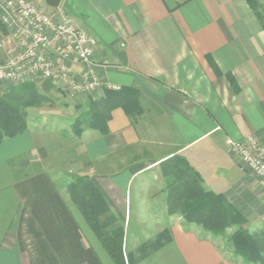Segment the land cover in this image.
Instances as JSON below:
<instances>
[{
	"label": "crops",
	"instance_id": "0c3cea01",
	"mask_svg": "<svg viewBox=\"0 0 264 264\" xmlns=\"http://www.w3.org/2000/svg\"><path fill=\"white\" fill-rule=\"evenodd\" d=\"M56 11L98 40V72L121 87V105L108 134L75 135L77 106L101 96L76 106L65 96L59 110L28 109L27 130L0 144V264H116L49 171L17 180L11 170L47 160L65 136L74 172L110 206L103 220L124 231L125 264H243L222 237L168 214L160 163L183 156L208 191L263 223L264 181L229 146L248 135L264 144V30L247 0H62Z\"/></svg>",
	"mask_w": 264,
	"mask_h": 264
},
{
	"label": "trees",
	"instance_id": "16d2710c",
	"mask_svg": "<svg viewBox=\"0 0 264 264\" xmlns=\"http://www.w3.org/2000/svg\"><path fill=\"white\" fill-rule=\"evenodd\" d=\"M264 30V16L258 12V3L247 0ZM1 24V23H0ZM0 30L4 31L2 25ZM45 86H51L49 82ZM119 91H107V96L91 101L72 124L75 135L88 129L109 133L108 122L112 109L121 99ZM50 98L38 90V85L26 82L14 86L0 97V144L27 130V109L51 103ZM160 171L167 182V208L170 216L180 215L189 224H196L207 234L227 238L235 256L245 263L264 264V220L255 232L248 229L247 218L222 194L208 191L199 173L181 155H174L160 163ZM68 193L82 211L89 226L116 264H125L123 229L111 232L112 220H103L110 211L105 197L89 176H73ZM108 219V218H106ZM233 232L228 235L229 230Z\"/></svg>",
	"mask_w": 264,
	"mask_h": 264
},
{
	"label": "built area",
	"instance_id": "2783aa9c",
	"mask_svg": "<svg viewBox=\"0 0 264 264\" xmlns=\"http://www.w3.org/2000/svg\"><path fill=\"white\" fill-rule=\"evenodd\" d=\"M0 23V97L26 82H49L70 100L121 90L98 72V40L73 22L29 0H0ZM229 146L243 167L264 181V144L248 135L229 140Z\"/></svg>",
	"mask_w": 264,
	"mask_h": 264
},
{
	"label": "rangeland",
	"instance_id": "374dc122",
	"mask_svg": "<svg viewBox=\"0 0 264 264\" xmlns=\"http://www.w3.org/2000/svg\"><path fill=\"white\" fill-rule=\"evenodd\" d=\"M256 1L258 4L260 3L259 0H254ZM34 4V3H33ZM36 5V4H35ZM37 6V5H36ZM39 7L42 11H45L47 13L50 14H58L56 10L54 9H50L48 6L44 5V6H37ZM258 12L260 15L264 16V5L259 4L258 5ZM1 25V24H0ZM2 36V33L0 34V38ZM38 90L47 95L50 100H52L51 103H47L44 104L42 106L39 107H33V108H50L52 106L51 109L56 108V110H59L58 108L64 103L66 102V97L67 96L65 94V92L60 91L57 87L53 86L51 84V86H45V83L43 84H38ZM96 94H100V93H96ZM96 94H92L88 96H83V97H88L87 99L94 97ZM100 96H102V94H100ZM107 96V94L105 93V97ZM83 97L78 98L77 100H70L68 99V102H72L70 103L72 106H76L75 103L79 102V100H82ZM101 99V98H98ZM97 100V99H95ZM60 105H59V104ZM54 105V107H53ZM78 105V103H77ZM77 106L76 111H78V113L80 114V112L82 109H79ZM61 108V107H60ZM88 108V106H87ZM86 108V109H87ZM31 109V108H29ZM29 110L27 109V112ZM35 113H32V118H34L35 123L39 121V118H35ZM38 119V120H37ZM57 138V137H56ZM74 149V145L72 143V141H69L66 139V136L64 138H62V140L60 142H56L53 145V148L51 149V153L49 154V158L47 160H42L41 155L39 154L38 156H35V158H31V164L26 166L27 160L25 159V157L22 158H18V159H14L10 162V166H11V170L15 176V178L17 180H20V178L25 177V175H29L31 173H36L38 171H42V170H47L49 171L50 175L55 179V184L57 186V188H61V189H66L68 190V187L70 184L73 183V176H81L77 173L74 172L73 170V160H72V152ZM263 224V223H262ZM261 225L258 224H248V229L253 233L255 231H257L259 228H261ZM233 232V230H229L228 231V235H230ZM227 238H223L222 240L225 243V252L230 253L229 258H231L232 260L234 258L237 259H241L243 264H254V263H245L243 261V259L241 257L235 256L233 249L230 247V245L227 243ZM232 255V256H231Z\"/></svg>",
	"mask_w": 264,
	"mask_h": 264
},
{
	"label": "water",
	"instance_id": "95a60500",
	"mask_svg": "<svg viewBox=\"0 0 264 264\" xmlns=\"http://www.w3.org/2000/svg\"><path fill=\"white\" fill-rule=\"evenodd\" d=\"M46 5L50 8V9H58L62 3V0H45Z\"/></svg>",
	"mask_w": 264,
	"mask_h": 264
}]
</instances>
